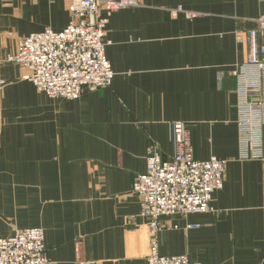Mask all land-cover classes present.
<instances>
[{
    "label": "crops",
    "instance_id": "crops-1",
    "mask_svg": "<svg viewBox=\"0 0 264 264\" xmlns=\"http://www.w3.org/2000/svg\"><path fill=\"white\" fill-rule=\"evenodd\" d=\"M262 14L264 0H141L116 10L106 27L112 84L68 99L39 91L6 60L21 37L66 28V1L0 0V238L42 227L48 264H148L149 225L132 186L150 144L174 156L182 121L196 159L226 160L225 182L213 210L164 220L160 253L264 264V108L254 132L263 158L241 159L234 74Z\"/></svg>",
    "mask_w": 264,
    "mask_h": 264
},
{
    "label": "built area",
    "instance_id": "built-area-1",
    "mask_svg": "<svg viewBox=\"0 0 264 264\" xmlns=\"http://www.w3.org/2000/svg\"><path fill=\"white\" fill-rule=\"evenodd\" d=\"M70 22L62 31L48 27L23 36L15 54L7 56L27 69L25 79L50 97L75 99L85 91L107 88L115 72L107 58L106 27L112 12L139 6L141 0H65ZM178 7L173 12L182 11ZM176 11V12H175ZM189 16L196 12L187 11ZM248 29L245 65L237 67L240 158H263V146L254 141L257 116L264 108V14ZM257 78L248 79L249 71ZM4 81H0V86ZM176 152L162 158L158 147L150 144L146 171L135 177L132 191L141 200V216L149 225L151 243L148 264H202L187 255L165 256L159 251V234L164 220L185 218L213 210L214 192L225 182L226 160L215 156L199 160L194 156L186 123L174 122ZM196 227L188 224L187 228ZM178 228V226H176ZM45 231L42 227L18 229L0 238V264H48ZM76 264H98L79 258Z\"/></svg>",
    "mask_w": 264,
    "mask_h": 264
}]
</instances>
